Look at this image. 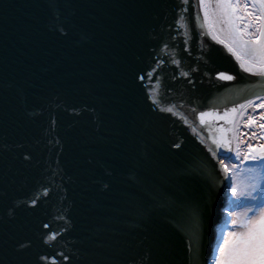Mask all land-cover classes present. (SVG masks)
<instances>
[{
  "label": "water",
  "instance_id": "95a60500",
  "mask_svg": "<svg viewBox=\"0 0 264 264\" xmlns=\"http://www.w3.org/2000/svg\"><path fill=\"white\" fill-rule=\"evenodd\" d=\"M180 4L0 0L2 264H127L148 252L150 264H191L181 224L192 205L211 208L199 264H213L233 184L218 161L235 139L225 131L231 150L215 145L232 124H200L191 109L223 114L264 97V80L191 7L177 23Z\"/></svg>",
  "mask_w": 264,
  "mask_h": 264
},
{
  "label": "snow or ice",
  "instance_id": "6c2138e0",
  "mask_svg": "<svg viewBox=\"0 0 264 264\" xmlns=\"http://www.w3.org/2000/svg\"><path fill=\"white\" fill-rule=\"evenodd\" d=\"M189 7L195 12V19L201 21V26L212 34V38L225 45L228 51L235 56L244 72L264 80V0H195L194 4L190 0H181V4L178 6L177 23L186 21ZM184 26L187 27V24L185 23ZM164 48H168L167 43L164 44ZM169 55H173V53L170 52ZM159 63L163 64L164 61L161 60ZM171 63L178 67L180 65V61L175 59ZM155 72L156 68H153V73ZM181 75L188 76V73L181 71ZM137 78L143 80L145 76L141 75ZM219 78L226 81L236 79L233 75L223 72L219 73ZM150 98L159 111L180 115L181 119L187 123V118L179 113L176 104L160 108V101L155 96H150ZM257 99L260 97L257 96ZM253 106L264 109V102L254 105V102L249 100L245 104L239 105L238 108H226L223 114L216 110L198 111L196 108L191 109V111L200 124H206L208 118L232 124L233 128L231 129H219L221 133L219 138L215 135L212 136L215 145L231 150V140L226 138L224 133L225 131L234 133L237 116L243 118L247 108ZM258 118L260 121H264V111L259 113ZM254 124L258 128L264 129V123L257 124V116L249 115L246 125L251 127ZM261 139H264V136H261ZM246 147L247 151L241 153L239 142L237 143L235 151L237 163L229 166L224 160L218 161L223 173L229 178L236 176L238 172L248 173L249 182L245 185L244 190L239 191L237 186L233 184L232 193L236 196L248 197L253 206L247 208L244 213H236V218L230 221L236 230L230 231L226 227L222 228L226 238L221 240L220 246L216 248L214 264H264V201H258L257 196L254 195L258 189L264 191V167L259 170L241 168V165L250 160H260L264 163V144L259 145L258 148H254L251 144H247ZM212 154L213 156L216 155L215 152ZM24 158L28 159V157ZM104 187L107 188L108 185L105 184ZM32 203L34 205L36 200L33 199ZM210 213L211 208L207 205L203 208L199 205H192L185 212L181 228L187 235V249L190 253L191 264H199L203 233ZM229 215L233 214L229 213ZM44 227H48V225ZM56 236V233L50 234L46 242L55 241ZM30 246V242H18V250H26ZM62 258L68 260L67 256ZM150 258V252L139 258L130 256L127 264H150Z\"/></svg>",
  "mask_w": 264,
  "mask_h": 264
},
{
  "label": "rangeland",
  "instance_id": "374dc122",
  "mask_svg": "<svg viewBox=\"0 0 264 264\" xmlns=\"http://www.w3.org/2000/svg\"><path fill=\"white\" fill-rule=\"evenodd\" d=\"M261 102H264V97H261L260 99H258L255 104H259ZM264 111V109H260L257 114H253L255 116H257V124L259 123H264V121H260L259 120V113ZM253 133H255V136H253ZM261 136H264V129H260L257 127L256 124L252 125L251 127H249V130L247 133H241L240 137H239V147H240V151L241 153H244L247 151V144H251L254 148H258L259 145L264 144V139H261ZM235 151L236 148H234V152L233 154L228 157V158H224V162L229 164V166H231L232 164L237 163L238 161L235 159ZM264 167V163H262L260 160H255V161H247L245 164L241 165L242 169H246V168H255L257 170H259L260 168ZM249 182V176L247 172H238L236 174V176L233 177V184H235L238 188L239 191H243L245 185ZM232 184V186H233ZM255 196H257L258 201H264V191H261L260 189L257 190L256 193H254ZM229 202H231V204L228 206L227 216H230L229 221L225 224V226L223 228H227L230 231H234L236 230V227L230 223V221H232L233 219H235V214L236 213H244L247 208L252 207V203L250 202V199L246 196H236L233 195L232 193V187H231V194L229 197ZM229 213H232L233 215H229ZM250 215V213H249ZM222 231V229H221ZM222 240L224 238H226V235L224 232H222ZM221 242V241H220ZM220 242L219 244L216 246V248L218 246H220ZM216 248H215V252L213 255V264H214V260L216 258Z\"/></svg>",
  "mask_w": 264,
  "mask_h": 264
},
{
  "label": "bare ground",
  "instance_id": "6f19581e",
  "mask_svg": "<svg viewBox=\"0 0 264 264\" xmlns=\"http://www.w3.org/2000/svg\"><path fill=\"white\" fill-rule=\"evenodd\" d=\"M257 100H258L257 98L251 99V101L254 102V105H255V102ZM259 110H260V108H255L254 106L253 107H249V108H247L243 118H241L239 115L237 116L236 121H235L236 128H235V132L233 133L234 134V139H235L234 148L237 147V143L239 142V137H240L241 133H244V132L247 133L248 130H249V127L246 125L247 117L249 115L257 114V112ZM232 128H233V125H232ZM239 144H240V142H239ZM233 152H234V150H233ZM230 194H231V191H230ZM223 212H224V215H225L226 219H229L230 216H227L228 215L227 210L224 209ZM219 232H220V230H219ZM221 233H222V231H221Z\"/></svg>",
  "mask_w": 264,
  "mask_h": 264
}]
</instances>
